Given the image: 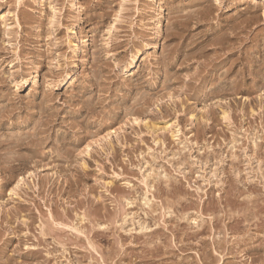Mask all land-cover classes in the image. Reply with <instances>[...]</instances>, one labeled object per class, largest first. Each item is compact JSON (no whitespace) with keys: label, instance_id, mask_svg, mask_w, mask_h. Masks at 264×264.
Segmentation results:
<instances>
[{"label":"rangeland","instance_id":"rangeland-1","mask_svg":"<svg viewBox=\"0 0 264 264\" xmlns=\"http://www.w3.org/2000/svg\"><path fill=\"white\" fill-rule=\"evenodd\" d=\"M0 135V264H264V0H0Z\"/></svg>","mask_w":264,"mask_h":264},{"label":"bare ground","instance_id":"bare-ground-1","mask_svg":"<svg viewBox=\"0 0 264 264\" xmlns=\"http://www.w3.org/2000/svg\"><path fill=\"white\" fill-rule=\"evenodd\" d=\"M113 28V27H112ZM170 30V29H169ZM215 39V38H214ZM188 41V40H187ZM106 45V44H105ZM104 45V46H105ZM109 45V44H108ZM203 55V54H202ZM173 64V63H172ZM97 70V69H96ZM230 71V70H229ZM93 74V73H92ZM152 74V73H151ZM226 74V73H225ZM233 74V73H232ZM153 76V75H152ZM219 79V78H218ZM237 80V79H236ZM169 81V80H168ZM171 81V80H170ZM208 90V89H207ZM145 92V91H144ZM158 93V92H157ZM149 94V93H148ZM152 96V95H151ZM152 98V97H151ZM141 100V99H140ZM133 101V100H132ZM152 102V101H151ZM137 104V103H136ZM136 104H135V106H136ZM152 106V105H151ZM19 109V108H18ZM132 110V109H131ZM87 111V110H86ZM131 112V111H130ZM129 112V113H130ZM127 114V113H126ZM16 115V114H15ZM225 115V114H224ZM101 118V117H100ZM123 120V119H122ZM40 121V120H39ZM39 128V127H38ZM65 130V129H64ZM48 131H50V129L48 130ZM67 132V131H66ZM29 133V132H28ZM87 133V132H86ZM90 133V132H89ZM44 135H46V134H44ZM94 135V134H93ZM123 135V134H122ZM1 136V135H0ZM30 136V135H29ZM28 136V137H29ZM49 136V135H48ZM95 136V135H94ZM2 137V136H1ZM17 137V136H16ZM36 137V136H35ZM56 137V136H55ZM54 137V138H55ZM119 137V136H118ZM13 138V137H12ZM47 138V137H46ZM49 138V137H48ZM2 140V139H1ZM12 140V139H11ZM87 140V139H86ZM125 141V140H124ZM1 142V141H0ZM18 143V142H17ZM21 144H22V142H21ZM10 145H12V144H10ZM17 145V144H16ZM41 145V144H40ZM3 146V145H2ZM13 146H14V144H13ZM39 146V145H38ZM43 146V145H42ZM7 147V146H6ZM5 148V147H4ZM9 148V147H8ZM77 150V149H76ZM15 152V151H14ZM59 153V152H58ZM15 154H19L18 152H16ZM29 154V153H28ZM57 154V153H56ZM109 154V153H108ZM140 154V153H139ZM20 155V154H19ZM4 156V155H3ZM30 156V155H29ZM109 156V155H108ZM17 157V156H16ZM9 158V157H8ZM22 158V157H21ZM30 158V157H29ZM57 158H58V156H57ZM67 158V157H66ZM3 159V158H2ZM69 159V158H68ZM52 160V159H51ZM14 161H15V159H14ZM9 162V161H8ZM2 163H4V162H2ZM14 163V162H13ZM84 163V162H83ZM95 164H96V162H95ZM141 164V163H140ZM7 167V166H6ZM83 167V166H82ZM43 169V168H42ZM86 169V168H85ZM232 173V172H231ZM234 173V172H233ZM6 175V174H5ZM34 176V175H33ZM38 178V177H37ZM36 181V180H35ZM241 184V183H240ZM35 187V186H34ZM148 188V187H147ZM235 188V187H234ZM46 192V191H45ZM150 192V191H149ZM24 195V194H23ZM46 195V194H45ZM11 196V195H10ZM38 196V195H37ZM87 196V195H86ZM17 197V196H16ZM47 197V196H46ZM18 198V197H17ZM58 198V197H57ZM21 199V198H20ZM146 199H148V198H146ZM15 203V202H14ZM50 205V204H49ZM149 205V204H148ZM66 209V208H65ZM251 209V208H250ZM50 210V209H49ZM163 213V212H162ZM39 215V214H38ZM216 215V214H215ZM184 217V216H183ZM66 220H68L67 218H66ZM202 223V222H201ZM65 224V223H64ZM198 224V223H197ZM43 225V224H42ZM63 225V224H62ZM54 227V226H53ZM16 228V227H15ZM145 228V227H144ZM27 229V228H26ZM43 229V228H42ZM60 230V229H59ZM15 232V231H14ZM52 233V232H51ZM16 234V233H15ZM42 235H44V234H42ZM218 236H219V234H218ZM44 237V236H43ZM56 237V236H55ZM252 237V236H251ZM237 238V237H236ZM218 241V240H217ZM240 241V240H239ZM71 242V241H70ZM25 248V247H24ZM229 249V248H228ZM234 253V252H233ZM61 256V255H60ZM236 257V256H235ZM23 261V260H22ZM60 261V260H59ZM204 261V260H203ZM200 263V262H199ZM214 263V262H213ZM55 264V263H54ZM76 264V263H75Z\"/></svg>","mask_w":264,"mask_h":264}]
</instances>
